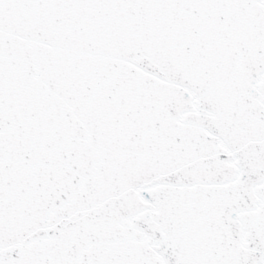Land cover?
<instances>
[{
	"label": "snow or ice",
	"instance_id": "6c2138e0",
	"mask_svg": "<svg viewBox=\"0 0 264 264\" xmlns=\"http://www.w3.org/2000/svg\"><path fill=\"white\" fill-rule=\"evenodd\" d=\"M0 264H264V0H0Z\"/></svg>",
	"mask_w": 264,
	"mask_h": 264
}]
</instances>
